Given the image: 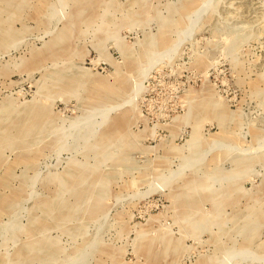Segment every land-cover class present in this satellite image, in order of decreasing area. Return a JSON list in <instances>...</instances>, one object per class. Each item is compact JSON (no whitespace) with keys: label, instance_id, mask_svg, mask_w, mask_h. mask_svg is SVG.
Masks as SVG:
<instances>
[{"label":"rangeland","instance_id":"rangeland-1","mask_svg":"<svg viewBox=\"0 0 264 264\" xmlns=\"http://www.w3.org/2000/svg\"><path fill=\"white\" fill-rule=\"evenodd\" d=\"M0 264H264V0H0Z\"/></svg>","mask_w":264,"mask_h":264}]
</instances>
